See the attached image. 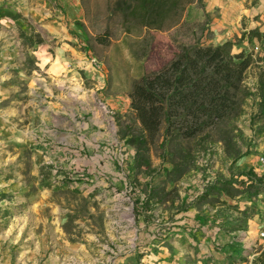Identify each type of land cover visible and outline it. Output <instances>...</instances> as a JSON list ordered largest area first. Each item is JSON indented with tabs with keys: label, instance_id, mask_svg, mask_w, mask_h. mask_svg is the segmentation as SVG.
<instances>
[{
	"label": "rangeland",
	"instance_id": "1",
	"mask_svg": "<svg viewBox=\"0 0 264 264\" xmlns=\"http://www.w3.org/2000/svg\"><path fill=\"white\" fill-rule=\"evenodd\" d=\"M135 1L0 0V264L24 257L28 264H142L156 228L171 229L175 217L190 221L189 244L180 243L190 253L186 264L213 263L204 252L211 247L237 253L238 264H264V189L252 196L236 186L232 199L203 197L210 185L247 170L264 183L263 48L245 36L251 26L264 29V0L238 1L256 14L240 18L224 41L233 54L252 55L243 115L194 141L159 135L148 168L135 166L122 138L137 128L132 85L141 78L162 84L160 74L182 49L224 42L205 0L185 6L162 31L126 18ZM215 9L233 12L236 4ZM124 192L128 210L114 199ZM25 244L26 255L18 254Z\"/></svg>",
	"mask_w": 264,
	"mask_h": 264
},
{
	"label": "trees",
	"instance_id": "2",
	"mask_svg": "<svg viewBox=\"0 0 264 264\" xmlns=\"http://www.w3.org/2000/svg\"><path fill=\"white\" fill-rule=\"evenodd\" d=\"M193 1L136 0L126 18L145 30L162 31L167 24L176 23L185 6ZM245 36L261 44L264 61V32L252 29ZM95 40L101 45L107 43L106 37L97 36ZM252 62L251 53L233 54L230 42L214 47L193 46L182 49L169 69L160 74L162 84L152 87L145 78L135 82L128 98L137 128L128 129L122 136L135 151V166H150L147 153L159 135L161 140L194 141L221 122L240 118L250 96L243 82ZM258 86L259 107L264 112V72ZM236 186L250 190L252 196L264 189L261 177L247 170L210 185L203 197L212 193L232 199L237 195Z\"/></svg>",
	"mask_w": 264,
	"mask_h": 264
},
{
	"label": "crops",
	"instance_id": "3",
	"mask_svg": "<svg viewBox=\"0 0 264 264\" xmlns=\"http://www.w3.org/2000/svg\"><path fill=\"white\" fill-rule=\"evenodd\" d=\"M238 1L239 0H205V2L207 3L206 12L210 14L209 16L212 19V25H215V29H216L215 36L217 38L216 40L222 38L221 42H224L226 40L231 39L234 36V34H236L238 30L240 29V18H243V17L249 18L253 14H256L255 12H253V10L249 8H245L242 5H240L241 3L239 4ZM245 1L247 0H244V2ZM226 3H229V5L236 4V9L233 10V12H228L225 9H221L220 11L215 9L218 5L226 6ZM214 10H216V12ZM216 16L218 17V19H216ZM249 26H250V23H249ZM249 28L254 29V26L253 27L251 26ZM259 31L264 32V29L262 30L260 29ZM211 42L213 41L207 42V45H209ZM19 138L23 141V143L27 141L25 133L22 135V137L19 135ZM168 222H169L168 224H172L174 227H172L171 229L169 228L167 229L165 227L158 226L156 228L158 231V235L155 236L156 233L155 235L154 234L152 235V237H156L155 238L156 241H151L150 243L146 242V243H149L150 245L147 246L145 251L143 250L144 255L141 260L142 264H186L184 260L186 256H188L187 254H190V253H187L186 250L181 249L180 243L187 242L189 244V238L186 236V233H187L186 228H188L190 221H188V219L187 220L183 219V221L177 222L176 217H175L173 218V221L171 220ZM255 222H256L255 219L249 221V224L253 226V228H251L250 231H254L256 229L254 228L256 226ZM181 223L185 225H183L182 227L175 228L176 224H181ZM163 224L165 225L166 223L164 222ZM214 228L215 227H212V229ZM150 229L147 228L146 231L144 232L146 237H148V232ZM141 230H142V227H141ZM166 230L167 232L165 233ZM210 233L213 234L215 233V231L210 232ZM165 235H168V236L170 235V237L166 240L167 244L165 240L161 239V236H165ZM28 236L30 235L25 234L23 239H28L27 238ZM31 236L33 238H36L37 235L32 234ZM224 238H226V236L223 237L222 239ZM216 244L219 245V243H216ZM26 245L29 246V244H25V247ZM222 246H224V244ZM27 250H28L27 247L21 250L19 249L17 250V253L19 254L20 252H22L24 253V255H26L25 253L27 252ZM35 251H36V254L39 253L41 251V246L37 244ZM204 252L205 253L209 252L214 261L213 263H207V264H238L237 263L238 259H233L235 258L236 255L238 256V254L237 253L236 255H234L233 253L229 254L227 247H222V248H212L211 247L210 249H207ZM229 255H232V256L229 257ZM27 260H28L27 257H24L22 259L18 258L14 260L13 264H28ZM233 260L236 263L233 262Z\"/></svg>",
	"mask_w": 264,
	"mask_h": 264
},
{
	"label": "built area",
	"instance_id": "4",
	"mask_svg": "<svg viewBox=\"0 0 264 264\" xmlns=\"http://www.w3.org/2000/svg\"><path fill=\"white\" fill-rule=\"evenodd\" d=\"M260 162L261 163H264V159L261 158L260 159ZM126 194H129V193L126 192ZM126 194H125V192L124 193L116 194L114 196V199H115V202L116 201L125 202L126 205H128V207H126L125 210H128L131 207L132 202H131L130 198ZM259 238H260V240H262L264 242V232L259 233Z\"/></svg>",
	"mask_w": 264,
	"mask_h": 264
}]
</instances>
